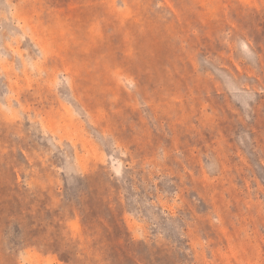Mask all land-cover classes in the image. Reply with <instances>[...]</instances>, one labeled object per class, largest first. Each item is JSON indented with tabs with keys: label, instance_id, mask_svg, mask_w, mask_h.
<instances>
[{
	"label": "rangeland",
	"instance_id": "obj_1",
	"mask_svg": "<svg viewBox=\"0 0 264 264\" xmlns=\"http://www.w3.org/2000/svg\"><path fill=\"white\" fill-rule=\"evenodd\" d=\"M0 264H264V0H0Z\"/></svg>",
	"mask_w": 264,
	"mask_h": 264
}]
</instances>
